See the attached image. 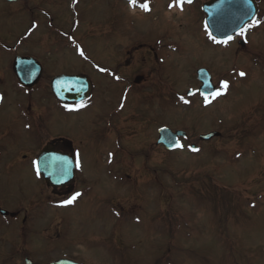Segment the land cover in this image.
<instances>
[{
	"label": "rangeland",
	"instance_id": "1",
	"mask_svg": "<svg viewBox=\"0 0 264 264\" xmlns=\"http://www.w3.org/2000/svg\"><path fill=\"white\" fill-rule=\"evenodd\" d=\"M75 1L80 2L76 10L82 7L80 14L86 16L76 30L83 38L59 36L67 51L55 55L62 65L46 66L45 78L54 68L95 77L88 115L101 123L95 127L99 135L89 128L79 131L77 115L68 121L61 116L55 127V133L86 154L78 176L85 183L78 185L81 195L70 206L57 207L71 197L57 199L42 180L30 177L34 169L15 164V155L1 163L0 206L15 211L21 204L36 228L26 247L10 220L0 219V264H25V258L49 264L61 257L80 264H264V0H256L260 10L246 45L240 38L227 48L210 40L201 3L166 17L159 7L141 15L123 0ZM158 1L169 5L171 0ZM40 9L55 28L65 30L61 26L71 22L69 0H22L12 7L0 1V46L19 47L18 52L29 55L50 50L56 38L46 33L50 29ZM113 14L121 16L113 20ZM152 36L166 38L162 44L167 41L168 51L157 54L165 65L158 67L159 59L148 54L161 39L151 41ZM121 42L126 48L119 66ZM71 43L85 48L86 61L67 56L75 52ZM90 66L111 70V78ZM200 67L215 83L227 82L223 97L203 101L198 93L187 96L200 86ZM9 87L6 107L21 94ZM163 126L188 133L183 151L168 153L157 145ZM103 130L109 132L98 145ZM215 130L221 138L199 141L201 134ZM18 143L28 147L23 137Z\"/></svg>",
	"mask_w": 264,
	"mask_h": 264
},
{
	"label": "flooded vegetation",
	"instance_id": "2",
	"mask_svg": "<svg viewBox=\"0 0 264 264\" xmlns=\"http://www.w3.org/2000/svg\"><path fill=\"white\" fill-rule=\"evenodd\" d=\"M74 1L75 0H69V9L72 11L70 15L72 21H68L65 24L66 28H68L70 25L73 27H77L73 24L75 20L73 19V15L74 13H76V4H74ZM163 9L166 10V8ZM108 11L109 9H106V13H108ZM113 15V20H115L116 17L121 16L120 14ZM81 17L82 18H79L77 20L86 21V16L83 15ZM109 21L110 20H108L107 23ZM76 29H78V27ZM110 31L111 29L109 28V31L106 33L108 36L111 34ZM46 33L49 36L56 38L53 42L49 44L52 48L48 51H58L60 47L58 42L57 31H51ZM155 39L158 38L154 36L150 38L151 41ZM162 39H164V37H162ZM140 42L141 41H139V43ZM105 44L110 45L109 43ZM124 44L125 43L122 42L119 43L118 48L120 50L121 55L124 54L126 48ZM163 47L165 46L162 45L160 48L159 46H150L148 54L158 59V50H164L165 48ZM46 50L47 47H45V49L43 50L37 51V53L40 52L38 56H36L37 53L35 52H32V55H29L28 52H17L16 55L10 52H7V54H1V62L3 63H0V96L2 101L0 104V164L4 163V160L8 158L10 154H12L15 155L14 160L16 165L20 164L21 166H31L33 161L36 159L37 152L42 150L46 146L54 150L56 153L71 157L75 156L78 163H81L82 157L86 155L84 154L83 147L76 146V144L63 137V135L55 133V127L61 122L60 117L66 116L68 121V117L71 114L67 111L69 107L63 106L62 103L57 101L54 96L50 93L51 79H46L45 76L46 66L52 64V62H48V59L50 58H48L47 56L45 58L43 52H48ZM155 50L156 53L154 52ZM16 56L35 57L41 63L43 67V74L42 78L40 79V82L36 87L32 89H26L19 84L13 69V60ZM58 63L61 64V62L59 61ZM53 74L54 73H52L51 76ZM41 84H45V87H40ZM9 85L13 86L17 91L21 93L20 95H18L19 93L16 94V96L18 95L16 97L17 100L14 102L13 106H10L11 108L15 109L12 112H6V110L10 108L6 107L9 101L8 95L12 97V88H10ZM18 86H20L21 88ZM45 90L46 93H40V91ZM17 129L23 130L24 134L22 137L28 141V143L26 144L28 145L27 148L19 143L15 145L14 141H12L14 132ZM11 144L15 146L14 149L12 148L13 150L10 149ZM19 178L23 177L20 176ZM69 190L70 188H64L61 189L60 192L66 194Z\"/></svg>",
	"mask_w": 264,
	"mask_h": 264
},
{
	"label": "water",
	"instance_id": "3",
	"mask_svg": "<svg viewBox=\"0 0 264 264\" xmlns=\"http://www.w3.org/2000/svg\"><path fill=\"white\" fill-rule=\"evenodd\" d=\"M11 2L17 0H8ZM204 12L207 15V23L213 35L221 40H225L238 32L254 19L257 14L254 0H214L204 6ZM33 60L19 59L15 62L14 68L18 73L21 82L33 87L38 79L30 75L35 71ZM31 76V77H29ZM198 80L203 84L200 92L203 95H212L214 89L211 77L207 70L201 69L197 72ZM52 88L54 94L65 103H75L83 101L91 90V84L86 77H69L59 76L53 80ZM192 93L190 92L189 95ZM163 130V131H162ZM160 130L158 144H162L167 150L178 148L175 141L180 137H186L185 132L173 133L170 129L163 128ZM219 133H212L201 136V141H210L218 137ZM39 169L46 179L47 183L52 186H63L74 180V161L68 163L66 160L43 153L39 158ZM4 215H7L4 213ZM26 264H33L26 260ZM53 264H75L71 261L61 260Z\"/></svg>",
	"mask_w": 264,
	"mask_h": 264
},
{
	"label": "snow or ice",
	"instance_id": "4",
	"mask_svg": "<svg viewBox=\"0 0 264 264\" xmlns=\"http://www.w3.org/2000/svg\"><path fill=\"white\" fill-rule=\"evenodd\" d=\"M180 2H181V4H182V3H183V0H180ZM130 3L133 4V5H135V0H130ZM140 6H141L144 10H148V4H147L146 2L143 3V4H141ZM242 34H243V32H241V35H242ZM229 39H231V37H229ZM223 42H224V43H227V41H223ZM81 54H83V53H81ZM240 75L243 76V75H245V73L241 72ZM222 87H223L224 89H226V88L228 87L226 81L223 82ZM221 94H222V93H221L220 91H216V92H213V93H212V96H213V98H214L215 96H218V95H221ZM206 100H207V97H206ZM162 131H163V130H162ZM175 144H176V146H178V147H182V145H180V143H179L178 140L175 141ZM193 151H198V149H193ZM79 195H80V193H76L71 199L65 201V203H66V204H71V203H72V202H73V201H74Z\"/></svg>",
	"mask_w": 264,
	"mask_h": 264
}]
</instances>
